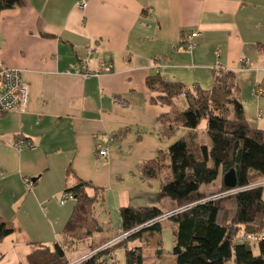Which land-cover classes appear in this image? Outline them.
<instances>
[{"label":"crops","instance_id":"crops-1","mask_svg":"<svg viewBox=\"0 0 264 264\" xmlns=\"http://www.w3.org/2000/svg\"><path fill=\"white\" fill-rule=\"evenodd\" d=\"M23 1L0 9V62L19 68L30 87L25 111L0 114V215L15 225L0 241V264H27L32 242L55 241L74 206L60 200L79 179L103 187L118 210L160 206L161 179L143 178L140 164L190 129L163 135L171 108L152 100L150 75L209 89L215 70L231 69L248 123L264 131V0H87L83 9L79 0ZM193 32L195 47L186 49ZM105 62L112 71L75 69ZM177 104L187 107L183 96ZM24 138L34 147L13 145ZM24 177L34 180L30 190Z\"/></svg>","mask_w":264,"mask_h":264},{"label":"trees","instance_id":"trees-1","mask_svg":"<svg viewBox=\"0 0 264 264\" xmlns=\"http://www.w3.org/2000/svg\"><path fill=\"white\" fill-rule=\"evenodd\" d=\"M22 5L23 0H0V9ZM147 84L154 93L152 100L171 108L160 119L163 135L181 127L190 129L168 150L140 164L143 178L161 179L160 206L119 207L121 227L115 236L126 237L105 246L112 236L93 238L111 228L95 214V203H104V188L79 179L64 191L73 194L74 206L60 231L61 238L52 243L32 242L36 248L27 255V264H68L69 253L83 239H91L88 249L94 252L85 264H145V245L163 230L166 219L175 223L170 254L176 264H264V238L255 242L239 239L243 234L264 233V131L247 121L235 72L218 68L209 89L167 81L159 74L150 75ZM181 96L187 102L185 109L177 104ZM203 121L210 144L199 130ZM231 169L237 175L234 188L224 183V175ZM221 174L219 188L202 190ZM164 198L170 199L171 211L160 220L167 212ZM14 231V223L0 215V241ZM136 240L142 245L131 246ZM121 247L125 249L124 263L116 254Z\"/></svg>","mask_w":264,"mask_h":264},{"label":"rangeland","instance_id":"rangeland-1","mask_svg":"<svg viewBox=\"0 0 264 264\" xmlns=\"http://www.w3.org/2000/svg\"><path fill=\"white\" fill-rule=\"evenodd\" d=\"M206 126V121H203V123L200 126V129L204 128ZM210 142V140L208 139ZM212 165V164H211ZM164 175L166 174V171L164 170ZM222 179V174L219 176L217 181H215L212 185L202 186V190L204 192L217 189L220 186ZM53 202H55L57 205L55 199H52ZM163 208H169L168 202H170L169 198H164L163 200ZM74 201H69L67 206H73ZM170 209L166 212V214L170 213ZM95 214L99 218V220L104 224L105 226L111 227L110 229L105 230L103 233H96L94 235V240H99L101 236L107 235L112 236L105 246H113L117 242H113L115 238H117L116 232L121 227V215L118 209L115 207V203L112 201V198L109 195V200L106 202L104 200V203L101 201H98L95 203ZM175 227V223L169 219H166L163 222V230L160 233L154 234L150 239L149 242L145 245L144 252H143V258L145 261V264H176L175 256L170 254V251L173 248V240H174V234H173V228ZM247 235V234H244ZM55 240L60 239L61 235H58L57 237H53ZM57 238V239H56ZM53 239V240H54ZM240 239V238H239ZM91 239H83L78 242L77 247L74 251L69 253L68 259L70 261H76L82 257H85L87 255L93 254L92 250L88 249V243ZM120 241V240H119ZM161 241V245H160ZM54 242V241H53ZM136 244H140L139 241L136 242ZM133 246V244H131ZM162 246V249H161ZM255 252L258 253L257 248L255 249ZM15 253L14 250L10 251L8 254V260L14 258L13 255ZM118 259L124 263L125 261V249L124 247H121L116 251ZM21 264H25L23 261Z\"/></svg>","mask_w":264,"mask_h":264},{"label":"built area","instance_id":"built-area-1","mask_svg":"<svg viewBox=\"0 0 264 264\" xmlns=\"http://www.w3.org/2000/svg\"><path fill=\"white\" fill-rule=\"evenodd\" d=\"M87 4V0H79L78 6L80 8H85ZM197 32L191 33L185 41L183 42V47L186 49H193L195 47L194 42L192 41L193 37L197 36ZM82 62V60H81ZM241 64L243 67L249 66L250 62L247 58L240 59ZM114 68L113 63L105 62L102 66L95 70L91 71L88 70L85 65L77 64L75 69L86 76L100 74L102 72H110ZM29 91L30 87L27 82H25L21 75V70L16 67H9L4 65L0 62V112H8L14 109H20L25 111L27 108L28 100H29ZM120 103H125L124 100H120ZM110 140L112 138L108 137ZM13 145L22 150L24 148H32L34 144L30 140L18 139L16 140ZM97 147L99 148V155L100 156H107V148L102 147L100 143H97ZM24 186L26 190H30L34 185V180L30 177L23 178ZM74 196L72 193H63L62 199L60 203L63 205L69 200H73ZM170 213L165 214L160 218V220L168 218ZM126 235L122 234L117 236L113 242H117L125 238ZM264 238V233L261 234H247L241 235L240 240H250V241H258ZM92 254L82 257L78 260L70 261L68 264H85V261L89 259Z\"/></svg>","mask_w":264,"mask_h":264},{"label":"water","instance_id":"water-1","mask_svg":"<svg viewBox=\"0 0 264 264\" xmlns=\"http://www.w3.org/2000/svg\"><path fill=\"white\" fill-rule=\"evenodd\" d=\"M224 183L227 187L234 188L237 185V175L234 169H231L224 175Z\"/></svg>","mask_w":264,"mask_h":264}]
</instances>
